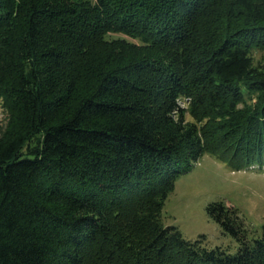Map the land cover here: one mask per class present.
<instances>
[{"label":"trees","instance_id":"obj_1","mask_svg":"<svg viewBox=\"0 0 264 264\" xmlns=\"http://www.w3.org/2000/svg\"><path fill=\"white\" fill-rule=\"evenodd\" d=\"M0 106V264H264L222 199L236 252L161 219L204 153L264 163V0H0Z\"/></svg>","mask_w":264,"mask_h":264},{"label":"rangeland","instance_id":"obj_2","mask_svg":"<svg viewBox=\"0 0 264 264\" xmlns=\"http://www.w3.org/2000/svg\"><path fill=\"white\" fill-rule=\"evenodd\" d=\"M0 106V128L7 120ZM188 117L191 118L189 114ZM224 200L239 211L250 232H261L264 225V163L241 166L211 153H204L174 180V188L162 209V222L174 224L187 238L204 233L210 245H222L231 252L239 248L238 240L224 232L211 217L206 206Z\"/></svg>","mask_w":264,"mask_h":264}]
</instances>
